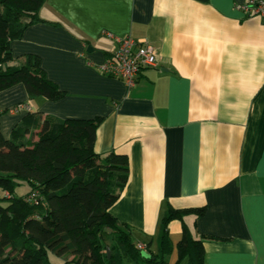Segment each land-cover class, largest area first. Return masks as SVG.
<instances>
[{"label":"crops","instance_id":"obj_1","mask_svg":"<svg viewBox=\"0 0 264 264\" xmlns=\"http://www.w3.org/2000/svg\"><path fill=\"white\" fill-rule=\"evenodd\" d=\"M246 0H46L40 17L11 45L13 61L39 56L66 93L31 99L23 84L0 93L3 135L28 104L57 120L101 118L95 150L129 156V181L112 214L156 249L169 208H207L193 235L204 264H264V18L235 9ZM132 36L157 49L156 68L133 88L103 75ZM91 48V51H90ZM174 243L182 223L169 224ZM215 239H224L215 240Z\"/></svg>","mask_w":264,"mask_h":264},{"label":"trees","instance_id":"obj_2","mask_svg":"<svg viewBox=\"0 0 264 264\" xmlns=\"http://www.w3.org/2000/svg\"><path fill=\"white\" fill-rule=\"evenodd\" d=\"M45 2L0 0V93L23 84L31 99L56 102L66 95L47 77L39 56L8 65L12 43L28 28L60 26L40 17ZM27 112L9 138L0 126V264H204V242L187 218L195 216L196 224L205 206L169 208L158 247L141 248L133 229L111 212L129 181V156L96 152L101 118L60 121ZM5 113L0 109V119ZM22 182L30 191L17 197ZM174 220L183 228L177 243L169 232Z\"/></svg>","mask_w":264,"mask_h":264},{"label":"built area","instance_id":"obj_3","mask_svg":"<svg viewBox=\"0 0 264 264\" xmlns=\"http://www.w3.org/2000/svg\"><path fill=\"white\" fill-rule=\"evenodd\" d=\"M235 9L247 18H264V0H246L236 4ZM109 37L114 36L109 34ZM114 39L117 49L99 66V70L103 75L121 80L128 88H133L143 70L158 67L160 58L157 49L147 41L136 40L132 36H116ZM30 109V105L21 104L11 109V113H21ZM140 247L142 248L143 245L141 244Z\"/></svg>","mask_w":264,"mask_h":264},{"label":"rangeland","instance_id":"obj_4","mask_svg":"<svg viewBox=\"0 0 264 264\" xmlns=\"http://www.w3.org/2000/svg\"><path fill=\"white\" fill-rule=\"evenodd\" d=\"M13 109V108H12ZM30 191V187L27 183L25 182H22L21 183V186H19L16 190H15V193L14 195L17 196V197H20V196H24L26 195L28 192ZM1 195V193H0ZM176 254H173L171 255L170 257H168V259L171 261V262H174L176 260ZM186 264V263H185Z\"/></svg>","mask_w":264,"mask_h":264},{"label":"water","instance_id":"obj_5","mask_svg":"<svg viewBox=\"0 0 264 264\" xmlns=\"http://www.w3.org/2000/svg\"><path fill=\"white\" fill-rule=\"evenodd\" d=\"M90 51H91V48H90ZM108 255L110 256V251L108 250Z\"/></svg>","mask_w":264,"mask_h":264}]
</instances>
